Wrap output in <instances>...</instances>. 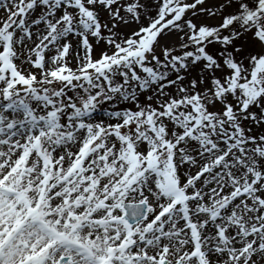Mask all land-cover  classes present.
<instances>
[{
	"label": "snow or ice",
	"instance_id": "snow-or-ice-1",
	"mask_svg": "<svg viewBox=\"0 0 264 264\" xmlns=\"http://www.w3.org/2000/svg\"><path fill=\"white\" fill-rule=\"evenodd\" d=\"M0 264H264V0H0Z\"/></svg>",
	"mask_w": 264,
	"mask_h": 264
}]
</instances>
